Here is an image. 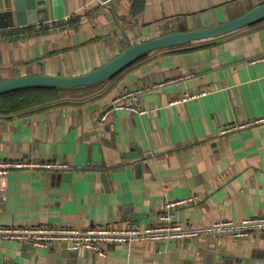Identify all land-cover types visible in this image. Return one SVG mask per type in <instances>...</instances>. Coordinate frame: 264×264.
Instances as JSON below:
<instances>
[{
  "label": "crops",
  "instance_id": "1",
  "mask_svg": "<svg viewBox=\"0 0 264 264\" xmlns=\"http://www.w3.org/2000/svg\"><path fill=\"white\" fill-rule=\"evenodd\" d=\"M46 1L47 20H34L40 12L26 24L38 22L35 34H0V80L85 74L130 44L219 24L264 0H144L133 16L131 0ZM18 26L13 5L0 0V31ZM72 88H62L59 104L0 114V160L70 165L0 175V226L144 228L157 223L167 200L190 196L194 202L174 208L173 222L264 215V19L153 50L108 82ZM134 91L123 101L146 113L118 108L100 120L113 99ZM185 92L198 95L173 102ZM260 255L258 230L138 240L107 245L102 255L0 238V264H216Z\"/></svg>",
  "mask_w": 264,
  "mask_h": 264
},
{
  "label": "built area",
  "instance_id": "2",
  "mask_svg": "<svg viewBox=\"0 0 264 264\" xmlns=\"http://www.w3.org/2000/svg\"><path fill=\"white\" fill-rule=\"evenodd\" d=\"M99 5H106L111 0H96ZM65 18L64 20H67ZM38 24V22L33 23ZM137 91L117 96L107 105L100 115L104 121L109 115L120 108L137 113H146L133 103L123 101L127 96L135 98ZM198 94L183 93L180 98L174 100L183 101L195 98ZM244 124L232 125L223 129V132L235 130ZM11 168H44V169H68L69 164L51 161L31 160H0V175H5ZM76 168H82L77 165ZM195 197H185L177 200H167L162 212L157 214V223L153 226L139 228L127 226H89L78 227H54V226H0V238L20 240L29 246L47 247L54 243L65 245L68 249L78 251H91L104 254L107 245L132 244L138 240L151 239H189L193 237H206L211 235L230 234L232 237H246L251 231L264 232V215L242 219L240 221L217 220L209 225H181L172 221L174 208L194 202Z\"/></svg>",
  "mask_w": 264,
  "mask_h": 264
},
{
  "label": "water",
  "instance_id": "3",
  "mask_svg": "<svg viewBox=\"0 0 264 264\" xmlns=\"http://www.w3.org/2000/svg\"><path fill=\"white\" fill-rule=\"evenodd\" d=\"M4 1L6 4L13 5L16 11L17 23L20 26L30 23L35 13L39 14L41 12L43 15H35L34 20H47L46 0ZM262 19H264V1L250 8L243 14L219 24H215L198 30H185L165 33L151 39L130 44L118 54L113 56L110 60L85 74L76 76L35 74L2 79L0 80V94L24 87L43 86L62 89L93 85L115 76L117 73L133 63L139 57L158 48L182 45L193 41L216 37ZM136 167L139 168L140 163H138ZM71 250L78 251L76 249ZM13 264L18 263L13 262ZM216 264H264V259L261 258V255L240 259H232L230 257H226L225 259L218 261Z\"/></svg>",
  "mask_w": 264,
  "mask_h": 264
},
{
  "label": "trees",
  "instance_id": "4",
  "mask_svg": "<svg viewBox=\"0 0 264 264\" xmlns=\"http://www.w3.org/2000/svg\"><path fill=\"white\" fill-rule=\"evenodd\" d=\"M143 4L144 0H131L130 14L132 16L138 14L142 10ZM35 32L36 30L34 25H24L2 30L0 31V34L4 37L10 36L13 39H19L35 34ZM192 48L194 47L184 48L183 50H190ZM115 76L104 81L108 82ZM62 92L63 91L61 88L43 86L24 87L8 91L6 93L0 94V114L27 112L38 108L59 104L64 98V94H62Z\"/></svg>",
  "mask_w": 264,
  "mask_h": 264
}]
</instances>
